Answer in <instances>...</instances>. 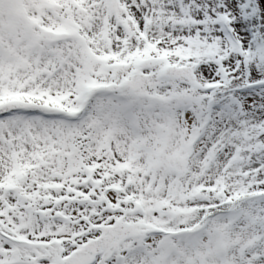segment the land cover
I'll return each instance as SVG.
<instances>
[{"label": "snow or ice", "instance_id": "obj_1", "mask_svg": "<svg viewBox=\"0 0 264 264\" xmlns=\"http://www.w3.org/2000/svg\"><path fill=\"white\" fill-rule=\"evenodd\" d=\"M0 264H264V0H0Z\"/></svg>", "mask_w": 264, "mask_h": 264}]
</instances>
